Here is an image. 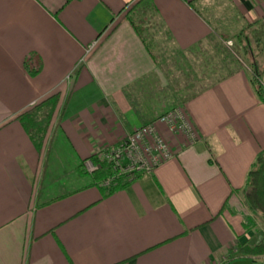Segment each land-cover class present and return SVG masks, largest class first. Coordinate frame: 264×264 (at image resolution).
Instances as JSON below:
<instances>
[{"label": "crops", "instance_id": "obj_1", "mask_svg": "<svg viewBox=\"0 0 264 264\" xmlns=\"http://www.w3.org/2000/svg\"><path fill=\"white\" fill-rule=\"evenodd\" d=\"M136 1L0 0V264H264L237 250L264 243L241 193L264 148L247 80L254 67L264 85V0H149L133 11L154 57L125 15ZM55 91L41 167L14 116ZM176 104L197 136L179 146L158 124L175 153L151 173L102 195L77 172Z\"/></svg>", "mask_w": 264, "mask_h": 264}, {"label": "trees", "instance_id": "obj_2", "mask_svg": "<svg viewBox=\"0 0 264 264\" xmlns=\"http://www.w3.org/2000/svg\"><path fill=\"white\" fill-rule=\"evenodd\" d=\"M149 0H138L134 4H132L125 13L131 27L133 30L140 36L141 41L145 48L147 49L148 53L151 57H154V54L150 50L149 42L144 39L143 37V22L144 18H135L133 10H140L145 11L148 7ZM147 5V7H146ZM223 38H227V34H221ZM34 56V62L31 64L30 60L31 57ZM23 65L29 75H34L38 72L40 68V61L34 53H29L23 60ZM253 93L264 103V85L260 79V72L256 70L254 67L251 68V72L248 73L247 78ZM129 103L135 106V102L131 99L129 94H126ZM60 92L55 91L46 96L42 99L38 100L34 104H32L27 109L15 114L14 118L17 119L23 129L28 134V137L35 148L37 154L39 155L40 165L44 163L45 156H46V149H47V139H46V132L49 123L52 121L53 117L57 118L62 112V109L65 105V101L67 96L65 95L60 100ZM60 100V105H59ZM45 107L44 110H42ZM172 107V106H171ZM42 110V111H41ZM40 111V112H39ZM39 112V113H37ZM145 121L143 123H146ZM142 123V124H143ZM84 159H89L95 167L87 171L82 166V161ZM77 172L85 173L87 172L90 175L92 184L97 186L102 195H106L112 192L114 189L123 187L135 177L137 174L132 177H127L126 175L118 176L115 180L114 184H109L107 186L103 185L101 182L102 180L111 175L112 171L109 167V164L106 160L101 156V153H92L88 155L86 158H83L79 164L77 165ZM241 193L243 195L244 201L246 205L252 212H259L260 216L264 218V148L260 149L254 156L246 175H245V182L243 187L241 188ZM237 250L246 255H251L252 260L256 261V256H260L264 254V243L262 241H257L252 244L242 243L237 246ZM264 262V260H263Z\"/></svg>", "mask_w": 264, "mask_h": 264}, {"label": "built area", "instance_id": "obj_3", "mask_svg": "<svg viewBox=\"0 0 264 264\" xmlns=\"http://www.w3.org/2000/svg\"><path fill=\"white\" fill-rule=\"evenodd\" d=\"M225 43L231 45L230 40H226ZM92 46L93 43L89 44L87 50ZM158 124L179 137L177 143L179 146L194 142L197 136L195 128L180 104L162 111L154 120L135 126L100 152L112 171L111 175L102 180L103 185L114 184L116 178L121 175L132 177L136 174H149L162 161L174 156V147L161 134ZM82 164L87 171L95 167L89 159L83 160Z\"/></svg>", "mask_w": 264, "mask_h": 264}, {"label": "water", "instance_id": "obj_4", "mask_svg": "<svg viewBox=\"0 0 264 264\" xmlns=\"http://www.w3.org/2000/svg\"><path fill=\"white\" fill-rule=\"evenodd\" d=\"M251 261L249 259H241V260H235L228 264H250Z\"/></svg>", "mask_w": 264, "mask_h": 264}, {"label": "rangeland", "instance_id": "obj_5", "mask_svg": "<svg viewBox=\"0 0 264 264\" xmlns=\"http://www.w3.org/2000/svg\"><path fill=\"white\" fill-rule=\"evenodd\" d=\"M225 41H226V40L223 41V42H224V45L227 46V47H230V45H227V44L225 43ZM79 60H80V59H79ZM79 60H78V61H79ZM244 67H245V66H244ZM169 108H170V107H169ZM169 108H167V109H169ZM165 110H166V109H165ZM82 166H84V165L82 164ZM89 166H90V165H89ZM254 213L257 214L259 217H261L260 214H259V212L256 211V212H254ZM258 258L261 259V260H264V254H263V255H260V256H258V257L256 256V260H259Z\"/></svg>", "mask_w": 264, "mask_h": 264}]
</instances>
